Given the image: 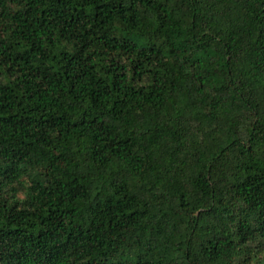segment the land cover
<instances>
[{"label":"trees","instance_id":"obj_1","mask_svg":"<svg viewBox=\"0 0 264 264\" xmlns=\"http://www.w3.org/2000/svg\"><path fill=\"white\" fill-rule=\"evenodd\" d=\"M0 264H264V0H0Z\"/></svg>","mask_w":264,"mask_h":264}]
</instances>
